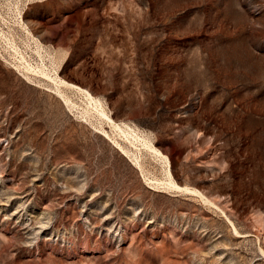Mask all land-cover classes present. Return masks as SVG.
I'll return each instance as SVG.
<instances>
[{
    "label": "rangeland",
    "instance_id": "rangeland-1",
    "mask_svg": "<svg viewBox=\"0 0 264 264\" xmlns=\"http://www.w3.org/2000/svg\"><path fill=\"white\" fill-rule=\"evenodd\" d=\"M20 14L170 166L0 41V264H264V0H0L37 64Z\"/></svg>",
    "mask_w": 264,
    "mask_h": 264
},
{
    "label": "bare ground",
    "instance_id": "bare-ground-1",
    "mask_svg": "<svg viewBox=\"0 0 264 264\" xmlns=\"http://www.w3.org/2000/svg\"><path fill=\"white\" fill-rule=\"evenodd\" d=\"M21 22H22L21 24L22 27L27 33V39L30 41L31 44L34 45L33 47L31 45L30 46L34 50L35 54L38 55V57L41 60L37 64H33L31 60H29L26 54L19 47L16 39L13 37H10L8 33L5 31V29L2 27V25L0 24V41L6 44L5 45L7 46L6 48L8 49V51H10L12 55L17 56L16 59L18 60V63H19L18 67L20 69L22 68L27 73H30L31 75H34L35 77H38L41 80L47 82L49 86L52 88L51 92L57 95L62 100V102L68 107H72L73 105H75V103L71 100L70 97L66 95L65 93L66 89L68 90L71 89L83 95L88 101V105L90 107L89 109L90 113L92 111L93 115L100 122L103 118L107 119L110 123L111 129H113L116 133H118V135L123 140H125L127 143L133 145L135 148H139L140 146H142L143 148L145 147L146 150L149 149L150 151L156 154V157L158 156L161 161H164V163L170 166V159L167 155L163 154L160 151V149L156 148V146H154L153 143L150 142L142 133H140L134 127L130 126L128 123L115 121L111 117L110 113H108L107 110L105 109L104 103L98 97L94 96L89 91V89L81 87L73 82L66 80L60 74L61 66L59 65L57 66V57L55 56V54L40 40L39 36H37L36 34L32 32L29 26L25 23L24 19H22V16H21ZM102 133L108 140L112 142V138L109 132L106 129H104V127H102ZM114 146L118 147L121 153L125 157L132 158L129 152L126 151L120 144L117 143V145L114 144ZM133 161H134L135 166H141L138 159L133 160ZM168 176H169V183L157 180V185H159L157 187H160V186H165L166 188L172 187L180 191H185L187 193H193L195 195L204 197V194L198 189H193V188L182 186V185L180 186V184H177L173 178V175L170 169L168 172Z\"/></svg>",
    "mask_w": 264,
    "mask_h": 264
}]
</instances>
